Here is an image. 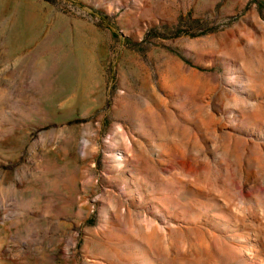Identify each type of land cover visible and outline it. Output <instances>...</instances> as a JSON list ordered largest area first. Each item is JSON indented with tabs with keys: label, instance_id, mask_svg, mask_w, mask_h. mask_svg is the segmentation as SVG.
<instances>
[{
	"label": "rangeland",
	"instance_id": "rangeland-1",
	"mask_svg": "<svg viewBox=\"0 0 264 264\" xmlns=\"http://www.w3.org/2000/svg\"><path fill=\"white\" fill-rule=\"evenodd\" d=\"M257 232L264 0H0V264H262Z\"/></svg>",
	"mask_w": 264,
	"mask_h": 264
},
{
	"label": "bare ground",
	"instance_id": "bare-ground-1",
	"mask_svg": "<svg viewBox=\"0 0 264 264\" xmlns=\"http://www.w3.org/2000/svg\"><path fill=\"white\" fill-rule=\"evenodd\" d=\"M249 246L247 250L249 251L248 255H254L252 260H255V263L261 262L264 263V233L257 232L255 239L248 241ZM260 249L262 251H260Z\"/></svg>",
	"mask_w": 264,
	"mask_h": 264
}]
</instances>
